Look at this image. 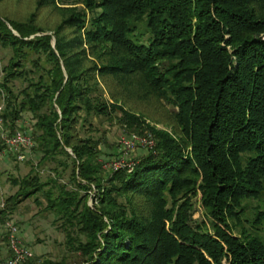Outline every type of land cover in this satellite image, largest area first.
Segmentation results:
<instances>
[{"label": "trees", "instance_id": "16d2710c", "mask_svg": "<svg viewBox=\"0 0 264 264\" xmlns=\"http://www.w3.org/2000/svg\"><path fill=\"white\" fill-rule=\"evenodd\" d=\"M32 1L0 10V118L53 176L12 179L0 227L42 195L79 264H264V0ZM102 118L154 147L105 173Z\"/></svg>", "mask_w": 264, "mask_h": 264}, {"label": "rangeland", "instance_id": "374dc122", "mask_svg": "<svg viewBox=\"0 0 264 264\" xmlns=\"http://www.w3.org/2000/svg\"><path fill=\"white\" fill-rule=\"evenodd\" d=\"M32 7V0H9L7 3L0 6V10L3 12L6 11L8 14H19L23 16L29 10H31ZM54 44L55 40H53V46H55ZM11 54L12 52L10 50H4L2 47H0V79L3 76L2 69L8 64ZM13 87L14 91L19 93L25 87V85L21 81H16L13 84ZM105 97L108 101H110V103L112 102L106 91ZM0 107H3L2 100H0ZM140 107L142 109L145 107V109H148L149 111L151 110L149 113H153L154 111L150 106L144 104L140 105ZM31 122V115L29 113H25L23 115V120L19 123V125H21L24 131L28 132L32 126ZM95 122L101 129L100 134L104 136L103 134L105 133V141L108 143V145H101V150L105 153L104 159H102L104 162H108V164L103 163V170L105 173H110L112 171L111 165L114 163H112L111 160H126L128 158L132 160L135 156H137V154H139V151L143 150V148H138L136 152H130L129 154L122 153L119 147V141L123 136L135 134L146 140L149 135H152L146 130L141 134L129 131L125 125L120 123L118 120H113L111 122L106 118H102L96 119ZM147 124L158 130H171L166 126L151 120H147ZM16 129L22 130L19 127ZM3 130L10 132V130L5 126H3ZM101 135H97V137ZM22 151L26 156L25 161H17L14 158L16 155L13 153H8L2 160H0V197L3 196L5 200L9 196L15 194L18 190V188L12 184V179H21L22 177L29 174L32 169L34 171L36 170L35 172H38L43 181H46L50 176H53L51 169L54 167V165L52 163H45L42 166L39 165L41 156L35 151L34 147L31 150L22 149ZM69 174L70 171L65 173L64 178L61 179L63 183L68 182ZM37 197L39 198L38 203L35 201ZM37 197L29 199L20 205L17 211L11 215V218L7 219L6 221H12V223L18 226L19 238L22 240L24 247L33 253L35 264H41L43 261L48 259L59 261L63 258H65L70 264H79V256L69 252L64 244L65 233L63 230H61L60 224L54 222L56 217L53 214L43 212V209L47 205L46 199L42 195H38ZM94 200V192H92L89 199V204L91 207L94 205ZM203 218L204 212L202 210L199 198H197L194 219L196 221H201ZM2 228L0 227V261H2L4 258L10 257L9 241L6 240L7 238L3 239L6 233L5 228ZM28 261L24 264H29Z\"/></svg>", "mask_w": 264, "mask_h": 264}, {"label": "built area", "instance_id": "2783aa9c", "mask_svg": "<svg viewBox=\"0 0 264 264\" xmlns=\"http://www.w3.org/2000/svg\"><path fill=\"white\" fill-rule=\"evenodd\" d=\"M3 107H0V113ZM3 122L0 118V142L4 146L0 152V160H2L8 153L16 155L19 161H25V156L22 149L31 150L34 147V139L30 134L24 130H16L14 132H6L3 130ZM119 147L122 153L129 154L134 152L138 148H149L154 147L153 136L149 135L148 138L142 139L140 136L135 134L125 135L119 141ZM112 170L117 171L121 169H132L134 163L130 158L126 160H111ZM110 161V162H111ZM107 163L108 162H104ZM110 163V164H112ZM109 166V165H108ZM6 200L3 196L0 197V213L6 209ZM5 228V235L8 237L9 250L11 257L4 258L0 261V264H24L28 260L34 258L33 253L24 247L22 240L19 238V228L12 221H6L2 229ZM1 233V232H0Z\"/></svg>", "mask_w": 264, "mask_h": 264}, {"label": "water", "instance_id": "95a60500", "mask_svg": "<svg viewBox=\"0 0 264 264\" xmlns=\"http://www.w3.org/2000/svg\"><path fill=\"white\" fill-rule=\"evenodd\" d=\"M55 45V44H54ZM70 152V150H68ZM71 153V152H70ZM72 154V153H71Z\"/></svg>", "mask_w": 264, "mask_h": 264}]
</instances>
